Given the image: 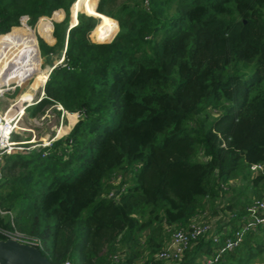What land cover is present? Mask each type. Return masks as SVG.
<instances>
[{
  "label": "trees",
  "instance_id": "16d2710c",
  "mask_svg": "<svg viewBox=\"0 0 264 264\" xmlns=\"http://www.w3.org/2000/svg\"><path fill=\"white\" fill-rule=\"evenodd\" d=\"M95 6L0 0V44L25 46L31 68L32 41L34 68L42 55L52 67L43 97L25 111L59 104L72 123L79 113L50 147L4 158L0 238L18 232L52 264H115V256L149 264L173 227L221 215L176 263L202 264L229 235L227 212L264 195V173L248 170L264 166V0ZM23 16L31 26L40 19L36 28L19 26ZM235 177L242 183L232 185ZM262 258L258 226L218 264Z\"/></svg>",
  "mask_w": 264,
  "mask_h": 264
},
{
  "label": "built area",
  "instance_id": "2783aa9c",
  "mask_svg": "<svg viewBox=\"0 0 264 264\" xmlns=\"http://www.w3.org/2000/svg\"><path fill=\"white\" fill-rule=\"evenodd\" d=\"M22 18L28 17L23 16ZM41 93L43 94V92ZM39 99L40 98H38L37 101ZM26 104L23 105V110L27 107ZM51 107H55L63 113H67L59 104H52ZM8 109L4 111V113H0V179L2 178V165L4 163V158L12 153L29 149L23 145L28 141L18 142L12 139V135L15 132L16 124L18 122L16 121V117L19 116V114L15 113L12 117L6 118ZM49 110L50 108L46 110V113H49ZM76 114L79 116V113ZM57 132L46 141L37 145H40L39 147L43 148L50 147L52 142L56 138H59ZM248 170L252 176H255L259 173H264V166L260 163H252L249 165ZM240 212L241 213L238 214L237 210H232L228 211L226 216H224V222L226 224L224 230L225 232L229 231V235L211 256L203 258L202 264H218L221 254L225 251L234 249L242 240V236L245 232L255 230L258 226H264V195L259 198H253ZM220 217L221 215L212 216L205 212L193 217L187 226L173 227L165 245L154 255V260L149 264H176L181 260L185 249H187L190 243L209 233H214V224L220 219ZM235 219L237 221L236 227L232 229L230 221H235ZM5 235L6 238H15L21 242L34 244L23 240V236L18 232H6ZM218 240V236L214 235V241ZM119 258L120 256L114 257L115 264H117Z\"/></svg>",
  "mask_w": 264,
  "mask_h": 264
},
{
  "label": "rangeland",
  "instance_id": "374dc122",
  "mask_svg": "<svg viewBox=\"0 0 264 264\" xmlns=\"http://www.w3.org/2000/svg\"><path fill=\"white\" fill-rule=\"evenodd\" d=\"M93 1L95 2V4H97V0H93ZM80 11L81 12H85L82 9H78L77 12H76V15ZM85 13L87 15H90L87 12H85ZM53 14L50 17H48V18H52ZM63 16H64V14H63ZM63 16H62V18H63ZM71 19H72V8H71V13H70V21H71ZM38 21L35 23V26H31L28 23V18H20V25L19 26H21L22 23L24 22L25 24L30 26L32 29H35L36 26H37ZM117 28H118V24H117ZM91 32L89 33V39L91 41H93V42H98ZM114 35L112 36V38L114 37ZM112 38L109 41H111ZM0 43H6V42H0ZM30 43H31V47L30 48H31L32 53H33L32 65H31V68H30V64H31L30 54L26 53L27 62L25 60L24 67H22L21 71L24 72V75L27 74V73H30V72H37L38 74L44 72L45 75L42 78H39V79L37 77H34V76L30 77V78H28V80L25 83H23L22 85H19V84H15V83H12V82H7L6 83L5 82V78L3 77V75H5V74L2 75V73L0 72V83H3V82L5 83V85L0 84V92H1V90L5 89L6 91H4L5 93L3 95L9 99V102L6 104V106L3 109H1L2 111L0 113H4V111H6L9 107L10 108L8 109V111L10 109L20 108L21 106L17 103V101L20 102L19 97L21 95H23L25 92H27V93H26L25 96H23L22 99L35 98L37 95L40 94L39 93V88H41V86L46 82V80L48 78V75H49L48 72L51 69V65L43 60V59H45V57L42 55V61H41V65H40V69L41 70H37V69L34 68V64H35V59H34L35 55H34V48H33L34 46L32 44V41ZM0 45H3V44H0ZM10 45H13V44H10ZM15 45H18V44H14V46ZM27 52H28V50H27ZM53 62H55V60H53ZM26 103L24 101L21 102V104H23V105H25ZM51 105L52 104L45 106L41 112H38V115L36 114L37 116H35V117L34 116L33 117L30 116L26 111H23V109L21 108L22 109V113L20 114L21 117L19 115L16 118V121H18V122L16 124V129H15L14 134H16L18 136V139H20L19 140L20 142L21 141L31 140L30 143L26 142L24 144V147L30 148L29 146L34 145L33 146V149H34V147L35 148L37 147L36 144H38L40 142V140H42L44 138L47 140L49 138V136L52 135V133L55 135L57 130L59 128H61L62 125L64 127L67 123H72V118L69 117L68 113H63L62 111H59L55 107L52 108ZM49 108H51L49 113H46V110H48ZM57 112H60V113L58 114ZM78 118H79V116L75 113V121L72 123L73 125L77 122ZM72 126L70 127L69 131L71 130ZM66 129H68V127ZM66 135L65 134L64 135L61 134V136H59V138L60 137H64ZM38 148H40V147H38ZM21 152H24V151L22 150ZM119 179H120L119 175L118 176L116 175L115 179H114V183L115 184L119 183ZM230 183L232 185H236L237 186L240 183H242V180H241L240 177H235L234 179H232L230 181ZM256 263H258V264L264 263V258H262L261 260H257Z\"/></svg>",
  "mask_w": 264,
  "mask_h": 264
},
{
  "label": "bare ground",
  "instance_id": "6f19581e",
  "mask_svg": "<svg viewBox=\"0 0 264 264\" xmlns=\"http://www.w3.org/2000/svg\"><path fill=\"white\" fill-rule=\"evenodd\" d=\"M22 26L25 27L26 29H29V26L27 24H25L24 22L22 23ZM26 37L29 38L28 36H26ZM1 41H7V40H1ZM29 46L31 47V44H29ZM26 53L28 54L26 47L21 45V44H18L15 46H14V44L13 45H10V44L0 45V54H1V56H0L1 57L0 58V72L2 73V75L5 74V75H3V77L5 78L6 83L12 82L15 84L22 85L30 77L34 76V77H37L39 79L45 75L44 72H42L40 74H38L37 72H30V73H27L24 75V72H22L21 69H22V67H24V62L27 59ZM31 53H32V50H31ZM34 55H35V52H34ZM15 113L20 115L22 113L21 107L17 108V109L16 108L10 109L6 114V118L12 117ZM69 117L72 118L71 116H69ZM57 131H58L57 135L58 134L61 135L64 133V131L61 129H58Z\"/></svg>",
  "mask_w": 264,
  "mask_h": 264
},
{
  "label": "water",
  "instance_id": "95a60500",
  "mask_svg": "<svg viewBox=\"0 0 264 264\" xmlns=\"http://www.w3.org/2000/svg\"><path fill=\"white\" fill-rule=\"evenodd\" d=\"M97 4L95 6L96 10ZM96 12H98L96 10ZM76 24V22H75ZM71 23V25H75ZM118 29V28H117ZM116 34V33H115ZM108 42V41H102ZM63 57L59 62H61ZM45 61V59H43ZM49 70L48 74L50 73ZM45 84V83H44ZM44 84L41 91L44 93ZM0 264H52L34 244L21 242L15 238H0Z\"/></svg>",
  "mask_w": 264,
  "mask_h": 264
},
{
  "label": "crops",
  "instance_id": "0c3cea01",
  "mask_svg": "<svg viewBox=\"0 0 264 264\" xmlns=\"http://www.w3.org/2000/svg\"><path fill=\"white\" fill-rule=\"evenodd\" d=\"M1 55V54H0ZM34 59H35V57H34ZM26 62H27V60H26ZM0 84H2V85H5V83H0ZM4 91H6L5 89H3V90H1V92H0V112L2 111L1 109H3L5 106H6V104L9 102V99L7 98V97H5L3 94L5 93ZM42 91H41V88H39V95H37L35 98H31V99H27V98H25V99H22L23 98V96H25L26 95V93L27 92H25L23 95H21L20 97H19V100H20V102L19 101H17V103L21 106V108L23 109V104H21V102H27V104H26V106H30V105H32V104H34V103H36L37 102V99L38 98H42L43 97V94L41 93ZM31 100V101H30ZM16 103V104H17ZM15 105V104H14ZM51 109V108H50ZM23 111H25V110H23ZM45 111V110H44ZM50 111V110H49ZM58 114L60 113V112H57ZM38 115V114H37ZM37 115H35V116H37ZM34 116V117H35ZM69 122V121H68ZM68 124V125H67ZM64 127H63V125H62V127L61 128H59V129H61V130H63L64 131V133L63 134H67L68 133V131H69V129H70V127L73 125L72 123H67ZM68 126V129H66V127ZM62 134V135H63ZM52 135H53V133H52ZM51 135V136H52ZM51 136H49V138L51 137ZM61 136V135H60ZM59 137V136H58ZM48 138V139H49ZM45 139V138H44ZM44 139H42V140H40V142L38 143V144H40V143H42L43 141H46V139L44 140ZM30 141L31 140H28V143H30ZM18 142H20V141H18ZM26 143V142H25ZM24 143V144H25ZM23 144V145H24ZM37 145V144H36ZM33 146L34 145H32V146H29L30 148L29 149H24L23 151L24 152H27V151H29V150H32L33 149ZM40 146V145H39ZM38 145H37V147L36 148H38L39 147ZM35 148V147H34ZM43 148V147H42ZM223 230H224V228H223ZM254 264H258V263H254ZM260 264H264V263H260Z\"/></svg>",
  "mask_w": 264,
  "mask_h": 264
}]
</instances>
